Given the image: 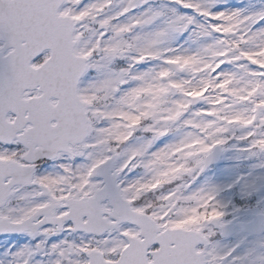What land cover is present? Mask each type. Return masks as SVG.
Segmentation results:
<instances>
[{"label":"snow or ice","instance_id":"snow-or-ice-1","mask_svg":"<svg viewBox=\"0 0 264 264\" xmlns=\"http://www.w3.org/2000/svg\"><path fill=\"white\" fill-rule=\"evenodd\" d=\"M0 264H264V0H0Z\"/></svg>","mask_w":264,"mask_h":264}]
</instances>
